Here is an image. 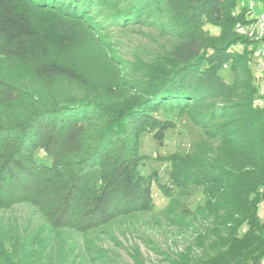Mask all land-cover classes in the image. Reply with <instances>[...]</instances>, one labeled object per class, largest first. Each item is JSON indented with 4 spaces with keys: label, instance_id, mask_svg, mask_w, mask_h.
<instances>
[{
    "label": "trees",
    "instance_id": "1",
    "mask_svg": "<svg viewBox=\"0 0 264 264\" xmlns=\"http://www.w3.org/2000/svg\"><path fill=\"white\" fill-rule=\"evenodd\" d=\"M162 1L186 33L144 89L117 85L108 96L85 94L46 105L0 80V264H75L55 239H42L1 215L15 205L35 208L51 231L82 234L151 212L152 181L140 171L139 135L157 136L170 127L158 119L160 108L185 113L201 129L191 153L163 157L171 167L168 184H158V190L169 200V223L184 228L189 240L163 263L258 264L264 257L258 215L264 199V114L251 106L248 53L231 51L252 43L234 30L241 19L234 10L242 0ZM90 2L0 0V58L26 65L42 81L72 80L69 68L45 55L48 47L68 46L74 29L65 20L46 27L40 14L50 10L86 22ZM136 2L119 18L138 20ZM258 2L264 9V0ZM229 60L234 78L238 70L245 75L238 88L245 94L231 93L218 76ZM213 100L225 103L188 113ZM38 152L51 161H38ZM196 190L200 199L191 206Z\"/></svg>",
    "mask_w": 264,
    "mask_h": 264
},
{
    "label": "rangeland",
    "instance_id": "2",
    "mask_svg": "<svg viewBox=\"0 0 264 264\" xmlns=\"http://www.w3.org/2000/svg\"><path fill=\"white\" fill-rule=\"evenodd\" d=\"M139 1L140 4L136 2L134 5H139L140 16L131 22L119 18L117 14L130 9L129 5L134 0H91L86 10L89 16L86 22L70 21L60 12H41L44 26L52 27L56 21L65 20L74 29L68 46L62 50L48 47L45 55L47 60L69 68L72 80L57 78L42 81L34 77L26 65L1 58L0 80L25 91L39 104L46 105L85 94L108 96L110 87L117 85L144 89L150 76L166 60L172 48L184 39L186 32L176 25L162 0H150V4L148 0ZM250 1L253 11L264 12L258 0L237 2L234 11L240 13L241 19L234 26L235 32L236 25L244 23L250 16V10L242 2L248 6ZM255 48L253 42L231 47V51L248 53L252 74L256 59L251 58V53ZM235 65L238 68L240 62H235ZM231 68L230 60L223 62L218 76L222 83L231 85V93L245 94L238 89L245 75L238 70L239 77L234 78ZM235 102L236 99L231 100V103ZM224 103L223 100L209 101L201 107L189 108L188 113L198 114L210 108L216 110ZM157 117L170 127L157 136L147 131L139 135V153L144 156L140 171L152 181L154 208L151 212L118 218L108 226L85 234L70 230L51 231L40 213L27 204L15 205L1 215L21 229L40 234L42 239H55L70 263L164 264L166 254L181 251L189 240L184 228L169 223L171 216L165 211L169 200L158 190V184H168L171 167L169 162L163 161V157L172 153H191L201 138V129L185 113L167 108H160ZM35 157L44 163L51 161L42 152L36 153ZM199 199V190H196L188 199V204L194 206ZM179 213L176 214L180 216ZM258 215L264 223V199L258 205Z\"/></svg>",
    "mask_w": 264,
    "mask_h": 264
},
{
    "label": "built area",
    "instance_id": "3",
    "mask_svg": "<svg viewBox=\"0 0 264 264\" xmlns=\"http://www.w3.org/2000/svg\"><path fill=\"white\" fill-rule=\"evenodd\" d=\"M242 5L250 10V16L245 19L242 24L236 25V33L238 36L252 41L256 48L251 53V58H255V68L252 74L253 86L255 89L251 106L260 110L264 114V12L256 13L253 11V3ZM258 264H264V257Z\"/></svg>",
    "mask_w": 264,
    "mask_h": 264
}]
</instances>
